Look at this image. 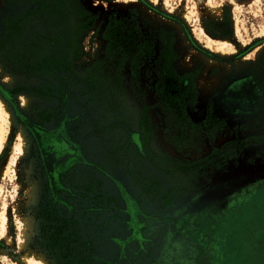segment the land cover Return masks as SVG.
Listing matches in <instances>:
<instances>
[{
  "label": "rangeland",
  "instance_id": "374dc122",
  "mask_svg": "<svg viewBox=\"0 0 264 264\" xmlns=\"http://www.w3.org/2000/svg\"><path fill=\"white\" fill-rule=\"evenodd\" d=\"M79 1L94 20L71 66L50 42L40 77L0 56V264H264V0ZM22 8L0 0V35ZM124 19L152 45L135 76L108 54ZM162 30L195 104L159 94ZM37 32L61 37L33 21L19 60Z\"/></svg>",
  "mask_w": 264,
  "mask_h": 264
},
{
  "label": "trees",
  "instance_id": "16d2710c",
  "mask_svg": "<svg viewBox=\"0 0 264 264\" xmlns=\"http://www.w3.org/2000/svg\"><path fill=\"white\" fill-rule=\"evenodd\" d=\"M6 2L11 8L23 6L21 12L6 14L3 18L0 56L4 57L3 60L7 66L24 65L23 74L43 76L46 74L45 67L50 63L52 65L56 63L55 60L46 61L43 58L47 42L57 43V47L61 48L66 56V65H72L70 58L79 53L80 41L91 30V23L94 20L92 13L86 10L79 0H6ZM33 21L47 31L58 30L60 32L58 36L61 37L55 41L49 40L50 37L47 38L45 32H37L35 38L30 37L31 47L25 49L22 53L23 58L21 57L19 60L18 54H20L21 46L15 50L17 41L23 42L24 33ZM106 37L109 42L108 54L114 58L112 60H116L115 63L119 68L129 64L132 74L135 76L152 51L151 41L149 39L143 41L142 30L132 19L112 20L109 23ZM161 41V54L154 63L159 94L165 100H172L178 105L195 104L198 98L195 80L189 81L190 75L179 76L174 69L177 59V53L174 50L176 41L174 33L162 30ZM26 55L28 58L25 57ZM185 81L186 86H183ZM175 91L176 94H174ZM61 230V228H57L56 232L48 238L55 249H60V242L66 239H64Z\"/></svg>",
  "mask_w": 264,
  "mask_h": 264
},
{
  "label": "bare ground",
  "instance_id": "6f19581e",
  "mask_svg": "<svg viewBox=\"0 0 264 264\" xmlns=\"http://www.w3.org/2000/svg\"><path fill=\"white\" fill-rule=\"evenodd\" d=\"M132 1H134V0H132ZM217 11H221V8L218 7ZM224 46H226V45L224 44ZM6 106L7 105L4 102V100L2 98H0V118H1L2 122H4V121L5 122H7V121L11 122L12 116L10 115V111H8V107H6ZM6 124H8V123H6ZM19 149H20V147H19ZM6 223H7V218H6L5 214H3L1 217V221H0V227H1L0 233L5 232ZM25 260L28 264H46L42 259H38V258L27 257V258H25Z\"/></svg>",
  "mask_w": 264,
  "mask_h": 264
},
{
  "label": "flooded vegetation",
  "instance_id": "af4514ba",
  "mask_svg": "<svg viewBox=\"0 0 264 264\" xmlns=\"http://www.w3.org/2000/svg\"><path fill=\"white\" fill-rule=\"evenodd\" d=\"M250 196H251V195H250ZM50 229H51V228H50ZM61 229H62V228H61ZM54 230H55L54 232H56L57 228H54ZM61 231H62V233H63V230H61ZM54 232H53V233H54ZM43 233H44V235H45V234H46V231H44ZM52 235H53V234H52ZM52 235H50V236H52ZM45 237H47V239L49 238V236H45ZM64 239H65V238H64ZM70 239H71V238H70ZM70 239H69L68 241L71 242ZM48 240H49V239H48ZM49 241H50V240H49ZM65 241H66V239H65L63 242H65ZM72 242H74L73 239H72ZM61 243H62V242H60V246H59L60 248H61ZM50 245H51V242H50ZM51 247H52V245H51Z\"/></svg>",
  "mask_w": 264,
  "mask_h": 264
}]
</instances>
